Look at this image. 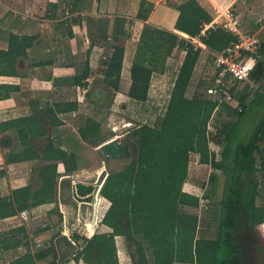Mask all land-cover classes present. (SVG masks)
<instances>
[{"label":"trees","instance_id":"1","mask_svg":"<svg viewBox=\"0 0 264 264\" xmlns=\"http://www.w3.org/2000/svg\"><path fill=\"white\" fill-rule=\"evenodd\" d=\"M176 8L179 13L174 28L198 38L210 50L220 51L237 40L236 34L219 25L207 28L202 34L201 30L212 17L197 0H183ZM151 9L150 0H140L134 18L146 21ZM32 40V36L10 33L7 48H0V75L17 74V59L26 55ZM110 47V54L102 60V81L111 90L118 91L125 48L117 43V39ZM178 49L185 50V55L166 109L153 124L140 123L124 137L133 155L122 168L110 170L100 182L97 192L110 204L96 229L85 236L83 245L73 252L72 259L77 262L251 264L252 260L245 259L241 247L242 228H245L246 233L256 239L254 245L258 244L264 264V204L256 202L260 187L256 172L264 169V93L261 84L264 79V42L260 46L261 56L250 72V77L259 82L260 87L253 90V96H249L251 90L247 87L231 89L237 97V107L226 102L220 104L235 114L237 120L228 131L217 130L213 134L207 127L218 101L200 91L190 98L186 96L201 48H195L188 38L173 30L144 23L131 62L126 94L137 101L146 100L152 73L162 72L167 58ZM86 64L81 72H76L73 83L87 84L89 71ZM17 88L1 83L0 99L8 97L10 91ZM199 88L202 89L203 85ZM32 103L39 106L38 100ZM255 104L262 105L261 115L250 136L236 142L233 136L240 117ZM78 108L76 100L56 101L44 105L36 113L0 121V133L9 131L14 141L10 135L1 137V144L9 146L4 153L5 163L33 164L31 183L12 188L8 196H0V218L57 198L59 179L63 175L58 171V164H63L64 174L69 177L78 167V157L61 147L60 140L48 132V125L62 124L59 115ZM41 115L45 116L44 119ZM100 128L99 120L84 116L77 130L83 140L96 146L105 140L99 136ZM40 138L44 139L38 150L34 142ZM210 141L222 144L219 159L210 150ZM193 152L198 154L201 163L210 164L222 172L220 211L214 239H195L198 216L186 210L199 205L198 195L182 189ZM210 179L215 180L214 175H210ZM63 182L70 184L73 191L70 180ZM93 189L92 185L77 183L76 190L71 193L84 195ZM115 236H122L126 242L135 244L128 247L122 242L128 258H120L117 253ZM19 245L24 247V252L13 257L10 264H38L44 258H49L45 264H58L50 258L54 251L52 242L48 240L46 245L36 248L25 226L13 227L7 235L0 233V248L8 250Z\"/></svg>","mask_w":264,"mask_h":264},{"label":"crops","instance_id":"2","mask_svg":"<svg viewBox=\"0 0 264 264\" xmlns=\"http://www.w3.org/2000/svg\"><path fill=\"white\" fill-rule=\"evenodd\" d=\"M181 1L183 0L174 3V5L160 4L159 2L155 3V5L152 6L147 20L143 21L134 18L140 0H0V48H7L10 33L33 37L32 44L26 50V55L17 59V74L0 75V84L18 86L17 89L10 91L8 97L0 99V121L36 113L44 105L56 101L76 100L79 103V108L77 110L61 113L59 115L60 118L63 119L62 124L55 127H50L48 125V132H50L54 138L60 140L61 147L69 153H75L78 156L77 169L68 177L64 174L63 164L59 163L58 171L62 173L64 177L59 179L57 198L48 199L46 202L26 209L16 215L0 218V233L7 235L11 228L23 225L31 238L34 234L29 230L28 219L22 218V214L32 212L34 213L32 216L33 218L39 217L43 219L45 215L49 216L50 214L51 216L55 208H60L62 206L63 209L65 206L66 213L70 214V220L74 219L72 213H76L77 219H75V222L82 225L83 228H88V234H91L96 229L110 204L108 199L98 194L97 188L110 170L122 168L127 161L124 162L126 159L111 158L102 155L103 153L100 146L107 140V136L105 135L108 133H102V121L98 119V114V116H96V114H90L88 116L101 122L99 136L100 138H105V140L101 144L95 146L89 141L81 138L77 130L79 124L75 120V117L86 108L88 110L85 113H91L89 111H92L93 114L97 113V106L99 108L98 104L100 102L97 98H88L91 94L90 90H87L85 94L84 92H78L76 89L78 84L73 83V77L76 72L82 71L86 63L89 73L86 77L87 84L84 86H89V80L92 81L99 75L98 73L93 74L94 70L99 71L101 69L99 72L103 76L102 70L104 69V64H102V60L110 54V44L117 39V43L125 48L120 84L124 82V84L126 83V85L129 86L130 66L136 50L139 34L145 22L156 27L173 30L183 36L187 35L174 28V23L179 13L176 6ZM197 1L211 14L212 20L207 24V26L210 27H215L219 25V23L222 24L223 21L235 20L237 16L233 14L232 8L236 4L245 2V0ZM158 7L160 8V12L155 11ZM129 21L133 22L132 25L130 24V27ZM162 24H166L167 27H164ZM237 31L240 32L238 28ZM111 38H113V41H108ZM204 47H206V45L203 43V47H200L201 50ZM178 52L180 58L178 63L175 64V73L172 74V80L169 82L170 86L166 95L167 98L164 111L170 98L171 89L179 67L185 55V50L183 49H178ZM170 60H173L172 56L167 58L162 72L152 73L148 96L144 102L148 101L150 97L156 99L163 96V94H161L162 87H164L165 81H169L167 77ZM195 69L196 66L194 71ZM93 75L95 76L92 77ZM193 76L194 72L190 79L186 96L190 98L197 91L202 92V89L199 88V85L202 84L204 86L205 95L209 97L206 93V87L211 84V81H209L208 84L199 81L197 82V87L191 91L190 87ZM116 93L120 94L119 101H125L123 98L124 96L128 97L127 94L122 93L120 89ZM96 95L97 93L94 94V97ZM128 98L129 101H131V98ZM33 100H38L39 106L33 104ZM132 100L137 101L135 99ZM82 105L86 106V108L84 109ZM218 108L219 106L212 113L208 126L214 117V113L218 111ZM41 117L44 119L45 116L41 115ZM2 135L11 134L9 131L0 133L1 197L8 196L12 188L23 186L33 181L31 167L33 164L20 162L7 165L5 163L4 153L9 150V146H3L1 144ZM34 144L38 150L42 147V143L40 147H38L37 139ZM209 146L210 150L216 153V143L213 141L211 143L210 141ZM106 169H108V171L103 174ZM210 175H214L216 181L219 177V169L212 167L210 164L201 163L198 154L194 152L191 153L188 163V176L182 185L183 191L193 193L195 189L194 183L196 181L205 182L210 178ZM67 179L70 180L75 190L77 183L92 185L94 189L91 193L74 196L71 192L75 190L73 189V191H71L70 184L63 182V180L67 181ZM198 197L199 199L201 198L199 195ZM205 197L209 199V196L206 194ZM37 209H41L39 213H35ZM60 215L63 216L62 214ZM45 225L50 224H42L43 228L41 227V229L43 230L40 232L48 230L46 227L49 226ZM121 237L122 236H115V242L118 246L117 253L120 258L122 257L120 248L122 242L128 247H132V245L127 244L130 242H126L124 238ZM85 238L81 244H78L76 248L71 249L72 251L70 250L69 253H67V255H71V260L65 257L66 260L63 262H56H58V264H84L82 261L77 262L73 260L72 256L79 245H83ZM196 238H199L198 223L195 239ZM66 243L69 244V242ZM75 243L76 242H73L74 245H76ZM133 245L135 246L134 243ZM1 252H10L13 254L6 263L10 264L9 262L13 257L24 252V247L19 245L8 250L0 248V253ZM48 261L49 258H44L39 260L38 264H45ZM151 263L152 262H150V264ZM119 264H124L123 260H119ZM173 264L195 263L174 261Z\"/></svg>","mask_w":264,"mask_h":264},{"label":"rangeland","instance_id":"3","mask_svg":"<svg viewBox=\"0 0 264 264\" xmlns=\"http://www.w3.org/2000/svg\"><path fill=\"white\" fill-rule=\"evenodd\" d=\"M151 1V0H150ZM180 0H153L152 6L155 5V3L160 4H168L171 5L174 3H177ZM156 12H160V8L158 7ZM232 12L235 16L236 22L233 21V23L237 26L239 31L241 33H257L260 37L261 42H264V33L262 31V26L264 23V0H245V2H241L239 4H236L232 8ZM230 18V17H229ZM126 19V18H125ZM229 21H223V23H219V26L222 25L227 26ZM133 22L129 21V27L130 24L132 25ZM164 27H167L166 24H162ZM113 38H111L108 41H111ZM113 41V40H112ZM108 43V42H107ZM214 52L210 50L207 47L202 48L198 62L196 64V69L194 71L193 81L191 83V91L197 87V82L203 81L205 83H209V81L213 80L214 77ZM178 50H175L172 54L173 60H170L168 64V82L165 81L164 87H162V97H158L156 99H153L154 97H150L148 101L140 102V101H134L131 99L129 101V96L125 97V101H119L118 99L120 94L116 93L117 91L111 90L109 87H107L103 81L101 80L102 75L100 74L98 70H94L93 74L98 73L99 75L96 76L92 81L89 80V86H84L85 91H82V89L77 90L78 92L82 93L87 92V90L91 91V94L89 95V99L97 98L100 102L99 108L97 106V113H94L92 111H89L91 113H85L88 109L86 106L82 105L84 107V111L82 113H78V115L75 117L77 123L80 125L83 123V117L88 115H95L98 116V119L102 121V133H108L107 140L110 138H113L116 134L123 137L126 136L127 132L133 128L134 126H137L140 123H150L153 124L155 118L157 115L162 114L164 111L167 93L169 91V82L172 80V74L175 73V64L179 61V54ZM261 56V55H260ZM103 71V70H102ZM93 75L92 77H94ZM262 89L264 93V79L261 82ZM78 86V85H77ZM82 86V85H80ZM90 87V88H89ZM128 85L124 82L120 84V90L122 93L126 94V91L128 89ZM77 89V88H76ZM242 89V88H241ZM202 92L204 93V86L202 88ZM97 93V95L94 97V94ZM255 91L251 90L249 96H253ZM86 102V101H85ZM88 102V101H87ZM227 104H229L232 107H236L238 104V100L236 95H233L229 99H225ZM261 104H255L252 107L248 108L244 114L241 115L240 120L237 124V130L233 138L235 141H240L247 139L250 134L252 133L254 126L256 125L260 115H261ZM98 114V115H97ZM214 117L211 120L210 125L208 126L209 133L213 134L217 130H223L228 131L230 127L236 122L237 116L231 112H229L227 109L222 107L221 105L218 108V111H216L213 115ZM78 118V120H77ZM75 121V122H76ZM129 123V125H128ZM117 128L116 130H112L113 128ZM12 142L13 138L12 135H10ZM43 139L40 138L37 139V145L40 147V144H43ZM120 140V138H119ZM212 143V141H211ZM215 147V146H214ZM216 158H220V152L222 149V144L216 143ZM41 149V148H40ZM99 151V150H98ZM101 155V153H100ZM103 155V154H102ZM101 155V156H102ZM133 154H131L132 156ZM131 156L124 160L129 161ZM193 156V155H192ZM78 157V156H77ZM58 168V167H57ZM108 171L106 169L103 174H105ZM221 174V175H220ZM103 176V175H102ZM62 177H64L62 175ZM61 178V177H60ZM256 179L258 182L259 187V195L257 197V204H264V169L258 170L256 172ZM196 183V184H195ZM194 183L195 189L193 190V193L196 195L201 196L199 199V205L196 208H188L186 210H189L191 213L197 214L199 221H198V236L199 237H210V238H216L217 236V225H218V214H219V199L221 197V190H222V184H223V177L221 170H219V177L215 180L208 179L205 182L203 181H196ZM205 194L209 196V199L205 197ZM61 208V209H60ZM55 208V210L51 213L52 215L47 216L45 215L43 219H40L39 217L33 218L32 216L34 213L28 212L25 213L26 219H28V226L29 230L34 234L31 236V239L33 242H35L36 248H41L43 245L47 244V241H51L54 246V251L52 252V258L56 259L59 263L66 260L65 257H68V260H71V255H67L71 249H74L78 246V244H81L85 236L88 234V228H83L82 225L75 222V219H77L76 213H72L73 220L71 219L70 214L66 213V207ZM185 209V208H184ZM41 209H37L35 213H39ZM75 210V209H74ZM72 211V210H71ZM61 212V213H60ZM62 214L63 216H61ZM23 218V217H22ZM42 224H50L45 225L49 226L48 230H45V232H40L43 229H41ZM43 228V227H42ZM41 229V230H40ZM245 231V228H242V232ZM40 232V233H39ZM42 233V234H41ZM75 235V236H73ZM78 236V237H76ZM71 238V239H70ZM122 238V237H121ZM251 239V237H250ZM255 239V238H254ZM66 240V241H65ZM72 240V241H71ZM71 241V242H70ZM66 242H69L67 244ZM73 242H76L74 245ZM38 243V245H37ZM255 246V255L254 262L252 264H262L261 262V252L258 244L256 243ZM121 248V254L122 258H128V255L125 251V247L120 245ZM245 252L247 250L251 251V246L247 244L245 246ZM72 251V250H71ZM249 254H252L253 252ZM21 252V249H20ZM19 252V253H20ZM13 254L10 252L0 253V264H6L8 260L11 258ZM247 258H249L248 255H245ZM51 258V257H50ZM249 261V260H248ZM46 262V261H45ZM57 262V263H58ZM152 264V263H151Z\"/></svg>","mask_w":264,"mask_h":264},{"label":"built area","instance_id":"4","mask_svg":"<svg viewBox=\"0 0 264 264\" xmlns=\"http://www.w3.org/2000/svg\"><path fill=\"white\" fill-rule=\"evenodd\" d=\"M233 21L234 19L230 20L227 22L228 25L224 27L236 34L238 38L230 42L222 50L214 52V77L212 78L213 81L211 84L206 87L207 95L218 101L217 107L220 106V103L224 102L225 99H229L232 96L233 93L231 89L233 88H235V90H240L243 87H247L250 90H254L260 87V83L253 81L250 77V72L260 57V46L262 43L260 37L257 33L238 32L237 26ZM234 22H236V20ZM207 24L201 30L202 34L210 27L207 26ZM261 29L264 33V23ZM184 36L194 44L195 48L203 47V43L199 41L198 38L188 35ZM76 88L79 91L80 89L85 91L84 86L78 85ZM116 129L115 127L112 130L114 131ZM124 137L125 136L121 137L116 134L110 139H124ZM22 215V217H25V214Z\"/></svg>","mask_w":264,"mask_h":264},{"label":"water","instance_id":"5","mask_svg":"<svg viewBox=\"0 0 264 264\" xmlns=\"http://www.w3.org/2000/svg\"><path fill=\"white\" fill-rule=\"evenodd\" d=\"M105 157L124 158L131 152L130 145L124 139H108L100 146Z\"/></svg>","mask_w":264,"mask_h":264},{"label":"flooded vegetation","instance_id":"6","mask_svg":"<svg viewBox=\"0 0 264 264\" xmlns=\"http://www.w3.org/2000/svg\"><path fill=\"white\" fill-rule=\"evenodd\" d=\"M130 155H131V152L130 153H128L126 156H124V158H120V159H128L129 157H130ZM250 237H251V239H250ZM256 241V239H254L252 236H250V235H248L247 233H246V231H243L242 232V235H241V247H242V251H243V255L245 256V255H248L249 256V258H247L246 256H245V259H247V260H252V263L254 262V257H253V255H255V252H256V250H255V246H254V242ZM128 245H132V247H134V245H133V243H127ZM247 244H249L250 246H251V251H250V253L251 252H253L252 254H249V251L247 250V252L248 253H246L245 252V246L247 245ZM251 263V264H252Z\"/></svg>","mask_w":264,"mask_h":264}]
</instances>
